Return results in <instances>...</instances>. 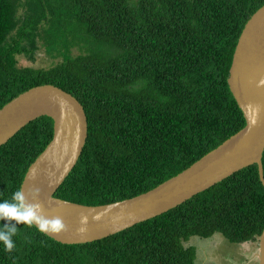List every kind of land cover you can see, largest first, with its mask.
I'll return each instance as SVG.
<instances>
[{
  "label": "trees",
  "instance_id": "16d2710c",
  "mask_svg": "<svg viewBox=\"0 0 264 264\" xmlns=\"http://www.w3.org/2000/svg\"><path fill=\"white\" fill-rule=\"evenodd\" d=\"M263 6L264 0H0V110L38 86L72 94L87 114L88 138L55 197L98 206L139 196L246 126L228 80L242 32ZM42 46L54 66H21V57L35 63ZM53 136L54 121L44 116L0 147V200L22 187ZM17 228L12 251L0 243V264H196L191 239H260L264 186L252 165L156 218L87 244L64 245L35 226Z\"/></svg>",
  "mask_w": 264,
  "mask_h": 264
},
{
  "label": "water",
  "instance_id": "95a60500",
  "mask_svg": "<svg viewBox=\"0 0 264 264\" xmlns=\"http://www.w3.org/2000/svg\"><path fill=\"white\" fill-rule=\"evenodd\" d=\"M228 82L246 119L241 131L158 187L98 206L55 197L87 143L88 118L80 101L56 86L43 85L6 104L0 110V147L38 118L47 116L54 121L53 140L31 165L21 187L29 201H33L31 190L38 188L37 202L44 214L63 220V231L44 234L64 245L99 241L156 218L252 165H258L264 186V6L242 32ZM258 264H264V232Z\"/></svg>",
  "mask_w": 264,
  "mask_h": 264
},
{
  "label": "clouds",
  "instance_id": "9594fccd",
  "mask_svg": "<svg viewBox=\"0 0 264 264\" xmlns=\"http://www.w3.org/2000/svg\"><path fill=\"white\" fill-rule=\"evenodd\" d=\"M33 201H29L22 188L12 193L10 199L0 200V243L6 251H12L16 245L13 239L18 232L17 225L35 226L42 233L58 234L64 230V223L60 217L49 218L37 202L39 189L32 190Z\"/></svg>",
  "mask_w": 264,
  "mask_h": 264
},
{
  "label": "rangeland",
  "instance_id": "374dc122",
  "mask_svg": "<svg viewBox=\"0 0 264 264\" xmlns=\"http://www.w3.org/2000/svg\"><path fill=\"white\" fill-rule=\"evenodd\" d=\"M56 62L57 60L52 59L43 46L38 52L35 63L24 57L20 58L21 66L25 67L47 69L54 66ZM190 245L196 247V264H245L253 254L257 257L256 254L260 253V239L251 243L232 244L221 234L214 235L209 239H191ZM255 262L249 264H255Z\"/></svg>",
  "mask_w": 264,
  "mask_h": 264
},
{
  "label": "crops",
  "instance_id": "0c3cea01",
  "mask_svg": "<svg viewBox=\"0 0 264 264\" xmlns=\"http://www.w3.org/2000/svg\"><path fill=\"white\" fill-rule=\"evenodd\" d=\"M249 243H251V242H249ZM256 256L257 257H255V255L253 254V256L251 257V259H249V261H247V263L249 264V263H251L253 261H256L255 264H258L260 262V253L259 254H256ZM247 263H245V264H247Z\"/></svg>",
  "mask_w": 264,
  "mask_h": 264
}]
</instances>
